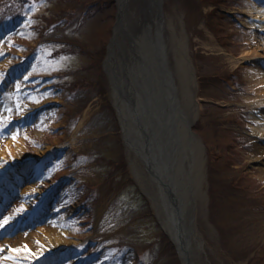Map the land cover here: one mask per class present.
Masks as SVG:
<instances>
[{"label": "rangeland", "instance_id": "rangeland-1", "mask_svg": "<svg viewBox=\"0 0 264 264\" xmlns=\"http://www.w3.org/2000/svg\"><path fill=\"white\" fill-rule=\"evenodd\" d=\"M88 1L93 0L29 6L0 0V84L8 72L23 69L0 95V186L10 188L8 176L23 172L18 184L9 179L20 193L5 218L9 223L38 209L66 184L52 208L69 206L54 214L67 244L42 255L29 249L27 255H14L8 241L17 234H0V264H53L57 256L62 264H180L131 171L102 70L115 0L114 16L110 0H94L98 4L83 15L78 30L66 20L55 31L63 38L42 41L45 16L55 21L80 9L73 4ZM256 5L264 7V0H162L170 24L163 37L170 45L173 29L182 33L194 73L197 107L191 129L204 158L194 212L208 264H264V176L260 163L250 158L257 120L246 78L253 64L264 70V57L243 51L256 36L264 38V11L258 15ZM78 81L84 99L68 95L67 87ZM15 143L18 156L10 149ZM52 159L43 173L41 164ZM27 183L36 185L34 192H27ZM49 222L20 234L22 239L29 241Z\"/></svg>", "mask_w": 264, "mask_h": 264}, {"label": "bare ground", "instance_id": "bare-ground-1", "mask_svg": "<svg viewBox=\"0 0 264 264\" xmlns=\"http://www.w3.org/2000/svg\"><path fill=\"white\" fill-rule=\"evenodd\" d=\"M159 4L160 0H122L123 15L115 26L114 38L104 45L102 70L131 171L160 224L181 246L180 264H208L194 212L204 163L199 139L191 129L197 107L194 73L182 33L173 29L170 45L158 33L159 25L163 33L170 26ZM255 7L262 15L264 7ZM247 45L244 52L264 57V38L256 36ZM257 65L246 74L254 91L250 100L257 120L251 129L257 140L250 158L260 163L259 174L264 176V70ZM10 149L20 155L18 143ZM20 176L23 172L16 169L10 178ZM35 186H29L27 192H34ZM57 221L52 218L34 231L29 241L21 235L7 240L9 254L27 255L29 249L42 255L67 244Z\"/></svg>", "mask_w": 264, "mask_h": 264}, {"label": "trees", "instance_id": "trees-1", "mask_svg": "<svg viewBox=\"0 0 264 264\" xmlns=\"http://www.w3.org/2000/svg\"><path fill=\"white\" fill-rule=\"evenodd\" d=\"M16 1H18V0H14V2H16ZM19 1H21V0H19ZM23 2H25L27 5H29V6H32L34 3L35 4H37V3H39L40 1H42V0H22ZM77 1V0H76ZM217 2H219V0H216ZM24 3V4H25ZM82 2H78V3H75V4H73V6L74 5H77V6H75L74 8L76 9V8H80V9H78V11L76 12V11H72L71 13H70V15H67V14H61L59 17H65V18H62V19H59V17H56V19H55V21L53 20V21H50L51 19L50 18H48V17H46L45 16V18H44V24H47V26H45V25H41L40 27H41V29H42V31L40 30V32H42V35H41V37H42V41H43V43H49V39L48 38H63L62 36L63 35H60V34H58L57 32H55L56 30H58V29H60V28H62L61 27V25L60 24H62L63 22H66V20H68V22L66 23V25H70V26H72L73 25V23L75 22V23H77V25H76V27H75V30L74 31H76V30H78L79 29V26L81 25V23L84 21V19L86 18V17H84V16H86V15H88V13H89V15H90V9L91 8H93V7H95V5L96 4H98V3H96V1H92V2H84L83 4H81ZM87 3V4H86ZM113 0H110L109 1V4H110V6H112V10L113 11H111V15L112 16H114V10H115V5H113ZM22 4V3H21ZM80 4V5H79ZM86 4V5H85ZM85 5V6H84ZM72 6V7H73ZM79 10H81V11H83V13H82V15H80V11ZM22 15H23V13L21 12V15L18 17V20L22 17ZM84 15V16H83ZM70 16V18L69 19H67L68 17ZM88 17V16H87ZM59 19V20H58ZM58 20V21H57ZM61 36V37H60ZM40 45V44H39ZM104 45V44H103ZM41 46V45H40ZM71 47V46H70ZM59 53H60V51H56V55L58 56L59 55ZM102 53H103V51H102ZM83 84V83H82ZM81 83H79V81L78 82H75L74 83V85L73 86H71V87H67L68 88V95H70V97L72 98V99H84V95H82V93L83 92H85L84 91V87H83V85H82ZM87 86V85H86ZM65 87V86H64ZM86 90V89H85ZM86 99V98H85ZM77 109V113L76 114H78L79 112H80V110H81V107H77L76 108ZM74 122V121H73ZM77 159V158H76Z\"/></svg>", "mask_w": 264, "mask_h": 264}, {"label": "water", "instance_id": "water-1", "mask_svg": "<svg viewBox=\"0 0 264 264\" xmlns=\"http://www.w3.org/2000/svg\"><path fill=\"white\" fill-rule=\"evenodd\" d=\"M115 3H116V13H115V23L113 25V28H112V36L110 38V40H112L114 38V29H115V26L117 24H119V21L121 20V17H122V12L124 11V9H121L122 8V0H115ZM159 9L162 10V0H160V4H159ZM162 27L159 25L158 27V33L160 34V36L163 37V32H162ZM105 58H104V62H105ZM175 245V248L177 249V251H179L180 247L177 245V243L175 242V240L171 239ZM179 254V252H178Z\"/></svg>", "mask_w": 264, "mask_h": 264}, {"label": "snow or ice", "instance_id": "snow-or-ice-1", "mask_svg": "<svg viewBox=\"0 0 264 264\" xmlns=\"http://www.w3.org/2000/svg\"><path fill=\"white\" fill-rule=\"evenodd\" d=\"M25 79H27V77H25ZM4 223H7V218H5V221H4ZM30 251V250H29Z\"/></svg>", "mask_w": 264, "mask_h": 264}]
</instances>
